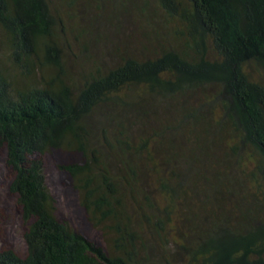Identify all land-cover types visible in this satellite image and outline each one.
<instances>
[{
    "label": "trees",
    "instance_id": "1",
    "mask_svg": "<svg viewBox=\"0 0 264 264\" xmlns=\"http://www.w3.org/2000/svg\"><path fill=\"white\" fill-rule=\"evenodd\" d=\"M153 1L177 25L176 46L77 80L56 41L54 4L0 0V147L26 246L24 257L0 250V264H173L170 244L180 264H264V198L247 199L264 196V83L251 73L264 75V0ZM196 97L212 107L206 117L189 103ZM212 131L214 143L247 151L250 189L210 158ZM53 150L82 156L61 169L105 248L57 219L41 160Z\"/></svg>",
    "mask_w": 264,
    "mask_h": 264
},
{
    "label": "rangeland",
    "instance_id": "2",
    "mask_svg": "<svg viewBox=\"0 0 264 264\" xmlns=\"http://www.w3.org/2000/svg\"><path fill=\"white\" fill-rule=\"evenodd\" d=\"M50 2L54 4L62 19L60 24L55 19L54 31L57 34L56 41L63 50L64 65L68 73L77 80L83 71L96 67L108 68L116 64L120 57L129 53H134L138 58H149L153 50H160L158 47L160 48L161 44L167 48L176 46L173 34L176 33L177 25L159 11L153 0H50ZM7 51V47L1 42L0 55L4 63ZM251 73L264 83L261 70L252 66ZM157 101V104L163 106L160 110L163 115L165 103ZM189 103L193 107L200 106L204 110L202 114L205 117L212 108L200 102L197 97L192 98ZM209 117L216 119V112L212 111ZM157 125V121L150 122L148 133H152ZM215 133L212 131L206 137V146L210 147V158L222 164L224 168H228L227 179H231L238 186L244 184L250 189L253 168L246 163L247 151L239 147L232 153L231 149L235 144L227 141L214 143ZM186 138L181 142L183 149L187 147ZM5 155V149L0 147V250L13 251L17 256L24 257L26 255L23 241L25 225L21 220L16 198L9 191L13 174L6 164ZM235 155L237 156L234 157ZM41 160L45 170L46 185L55 201L57 219L68 223L76 233L96 246L105 248L101 233L89 223L85 211L79 205L78 193L73 187L70 176L61 169L67 165L82 163V156L76 152L53 150ZM243 190L246 192V187ZM242 196L247 195L242 193ZM247 197L251 205H260L264 198L261 194H256L255 200L252 199L251 194ZM193 200L200 206L199 203H204L205 195H195ZM195 211L201 212L202 218L209 214L210 208H196ZM255 222L260 223L257 220ZM241 225L239 221L238 224H233L235 229ZM167 250L170 261L173 264H180L182 259L178 248L170 244ZM160 255L164 259L161 253Z\"/></svg>",
    "mask_w": 264,
    "mask_h": 264
}]
</instances>
